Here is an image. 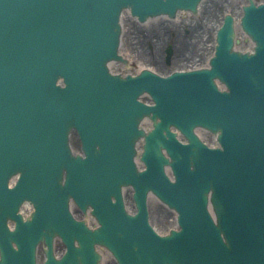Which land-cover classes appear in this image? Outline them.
I'll return each mask as SVG.
<instances>
[{
    "label": "water",
    "instance_id": "95a60500",
    "mask_svg": "<svg viewBox=\"0 0 264 264\" xmlns=\"http://www.w3.org/2000/svg\"><path fill=\"white\" fill-rule=\"evenodd\" d=\"M167 1L0 0V264H39L37 243L43 238L49 244L45 264H100L96 242L122 264H264V3L252 0L243 20L257 42L255 53L233 50L229 15L212 68L167 78L150 70L111 76L106 64L123 58L121 9L131 6L144 20L193 4ZM66 9L69 16L61 19ZM60 48L71 53L62 55ZM217 76L228 91L219 89ZM60 77L66 86L58 84ZM146 90L156 105L138 101ZM58 101L65 108L71 102L87 105L75 108L82 119L73 112L65 128L78 122L81 129L83 119H91L93 135L102 132L100 151L75 157L67 134L59 132L57 139L58 119L50 126L55 109L48 106ZM145 115L155 128L143 155L148 169L139 172L133 156ZM171 125L190 143L180 142ZM197 125L218 132L222 147L201 142ZM82 128L88 133V125ZM165 147L174 161L163 154ZM166 163L174 166L176 182L167 177ZM130 182L136 215L127 214L121 202L122 185ZM150 189L180 212V231L163 237L151 227ZM71 196L83 208L93 205L102 226L91 230L76 220L68 206ZM25 199L37 208L27 221L16 214ZM9 216L17 220L15 230L7 225ZM57 234L68 245L60 259L53 254Z\"/></svg>",
    "mask_w": 264,
    "mask_h": 264
},
{
    "label": "bare ground",
    "instance_id": "6f19581e",
    "mask_svg": "<svg viewBox=\"0 0 264 264\" xmlns=\"http://www.w3.org/2000/svg\"><path fill=\"white\" fill-rule=\"evenodd\" d=\"M246 3H248L247 0H204L201 4L198 5V8L196 10L197 12L195 13L197 15L196 17L197 19L198 18L201 19L202 16H205L209 18L210 21L214 22L213 25L207 27L206 29H203V27H201V23L197 20L196 22H194L192 19L191 20L183 19V17L187 16V12L183 10H178L176 16H174L173 18H170L168 14H164L161 17L155 16L152 19L148 18L147 20L142 22L141 20H139L138 16L132 14L130 8H126L120 16L121 32H120L119 53L122 55L123 58L119 61L110 60L108 64L114 72H123L125 74L128 71H131L128 70V68L135 59H139L140 63H139V67L136 68V71H133L134 74H138L142 72V69L149 67L152 68L153 66L150 64L152 63L150 60V56H148V58L146 57L145 49L143 47V43L145 41L144 32L146 31V33L149 35L150 41L152 40L157 47V52L154 54L156 55V58L154 59L153 62L156 61L160 62L162 60V55L164 54L163 49L167 41L165 34L167 33V30L170 29L169 32L170 35L168 36L176 37L175 51L176 54H178V56L184 55L188 57V54H192L197 50L196 55L199 52H202V55L200 57L201 59L197 58L194 61H192L193 64L191 66H209V59L210 56L213 54L215 47L214 42L216 41V34H215L216 28L221 25L222 20L225 16L224 11H226L224 10L223 12H221L220 7L221 6L231 7L232 10L230 11L235 16L238 22L243 13V8H244L243 6ZM218 17H219V21H218ZM237 26L238 27H235L234 29V38H235L234 48L240 50L254 49L255 43L252 41L251 37L248 36L244 31H242L241 25L240 26L237 25ZM212 30H213V36L210 35ZM127 36H129L132 39L130 41L134 43V50H135L134 54H132L128 50L125 51L123 50V45H125L126 43L125 40ZM155 71H158V69H155ZM140 121H141L140 125L146 127L147 129L153 126V122L148 116L144 117ZM199 133L207 141L216 143L215 136L212 133H208L205 130H201L199 131ZM141 136H144V134ZM138 138L135 141V147L137 150L134 151L135 156H139L140 152L138 148H141L142 146V137L140 139ZM68 144L72 149L73 154H76L78 152L83 153V151L80 148L79 136L75 130L72 133H69ZM134 160H135V165H139V167L143 166V164H141V162L138 161L137 157ZM17 174L18 173L13 175L12 177L13 179L11 178V183L16 179ZM131 193H132L131 188L129 189L123 188L122 194H126V201L127 204L129 205L132 204ZM158 202L159 201L155 196L151 197L149 204V208L151 209L150 212L151 222L156 226L165 227V224H159L160 222L159 214L161 212L164 218H168V220H171L170 222L171 224L169 226L161 229L162 232L167 231L169 227H177V212L169 208L167 205H163L164 211L162 209L161 210L158 209V206L160 205L158 204ZM160 207L162 208L161 205ZM73 208L76 213L78 209L75 206H73ZM209 209L211 210L212 214L215 216L216 213L214 209L212 207H210ZM32 210H34V206L29 201H24V203H22L19 209V211H21V213L24 216L30 214ZM84 216L90 217L88 216V214H84ZM90 223L92 224L91 218L88 219V224ZM60 236H61L60 234L59 235L57 234L54 237V244L56 247L55 249L56 251L57 249H59V247H62V245H64L62 243ZM37 245H38L39 264H42L45 258V250L47 249L49 244L48 241L45 238H43L37 243ZM112 253H113L112 250H110L106 246H103L101 248V253L99 258L100 264H119V262Z\"/></svg>",
    "mask_w": 264,
    "mask_h": 264
},
{
    "label": "rangeland",
    "instance_id": "374dc122",
    "mask_svg": "<svg viewBox=\"0 0 264 264\" xmlns=\"http://www.w3.org/2000/svg\"><path fill=\"white\" fill-rule=\"evenodd\" d=\"M220 10L221 12H223L224 10H232L231 7H220ZM225 12V11H224ZM197 15H194L193 13H190L189 12L187 13V16L183 17V19L185 20H193L194 22L199 21L201 23V27H203V29H206L207 27H210L211 25L214 24L213 21H210L209 18L205 17V16H202L201 19H197L196 18ZM220 17V16H219ZM219 17H218V21H219ZM188 28V27H187ZM170 32V29L167 30V33L165 34L166 38H167V41H166V44H165V47L163 49L164 51V54L162 55V60L159 62V61H156V62H153L154 59L156 58V55H154L156 52H157V47L155 45V43H153V41L151 40L150 41V38H149V35L146 33V31L144 32L145 34V41L143 43V47L145 49V54H146V57L148 58V56H150V60L152 63H150L155 69H158L160 72H168L170 70H175V69H178V68H187V67H190L195 59L197 58H200L201 55H202V52H199L197 55V50L195 52H193L192 54H188V57L182 55V56H178V54H176V37H169L168 35ZM211 36H213V30L211 31L210 33ZM130 40H132L129 36L126 37V43L125 45H123V50H128L129 52H131L132 54L135 53V50H134V43L131 42ZM124 44V43H123ZM169 49L172 50V54H171V58H170V61H169ZM155 51V52H154ZM198 56V57H196ZM180 58V59H178ZM201 59V58H200ZM199 61V60H197ZM139 63H140V60L139 59H135L131 65L129 66V70L131 71H136V68L139 67ZM161 64V65H160ZM158 204H160L162 206V208L160 207V205L158 206V209H162L164 211V208H163V203L161 202H158ZM165 205V204H164ZM79 215V214H78ZM159 224H165V227H159L161 229L163 228H166L167 226H169L171 223V220H168V218H164L160 212L159 214Z\"/></svg>",
    "mask_w": 264,
    "mask_h": 264
}]
</instances>
